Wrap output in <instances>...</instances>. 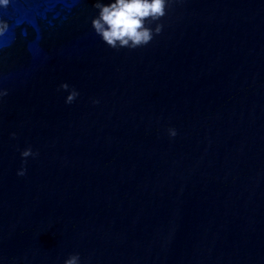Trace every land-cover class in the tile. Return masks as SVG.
<instances>
[{
  "label": "water",
  "instance_id": "95a60500",
  "mask_svg": "<svg viewBox=\"0 0 264 264\" xmlns=\"http://www.w3.org/2000/svg\"><path fill=\"white\" fill-rule=\"evenodd\" d=\"M94 3L0 0V264H264V0H168L135 49Z\"/></svg>",
  "mask_w": 264,
  "mask_h": 264
},
{
  "label": "clouds",
  "instance_id": "9594fccd",
  "mask_svg": "<svg viewBox=\"0 0 264 264\" xmlns=\"http://www.w3.org/2000/svg\"><path fill=\"white\" fill-rule=\"evenodd\" d=\"M4 4L7 0H2ZM168 0H95L94 7L98 14L92 18L91 24L97 35L110 47L135 49L147 45L153 39V35L159 34L163 25L157 23L151 28L146 21H159L166 15ZM2 30V29H0ZM60 87L68 90L66 103H72L78 92L69 85L63 83ZM6 92H0L5 95ZM169 135L175 136L176 130L169 129ZM13 135H15L13 133ZM30 147L21 152V156L27 158L35 156ZM26 163V161H25ZM26 169L21 167L18 175H24ZM64 264H79V254H72L64 261Z\"/></svg>",
  "mask_w": 264,
  "mask_h": 264
}]
</instances>
